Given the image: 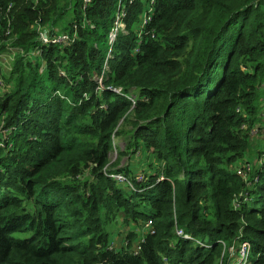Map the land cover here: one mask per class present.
Listing matches in <instances>:
<instances>
[{
    "label": "trees",
    "instance_id": "16d2710c",
    "mask_svg": "<svg viewBox=\"0 0 264 264\" xmlns=\"http://www.w3.org/2000/svg\"><path fill=\"white\" fill-rule=\"evenodd\" d=\"M131 1L111 47L119 0H0V55L12 41L29 54L41 31L75 39L20 53L9 75L0 59V138L13 131L0 148V264H222V242L238 238L264 264L262 156L253 207L234 208L264 128V0H156L144 29L151 0ZM116 137L155 161L131 189L107 177H130L111 163ZM111 224L138 231L111 250Z\"/></svg>",
    "mask_w": 264,
    "mask_h": 264
},
{
    "label": "built area",
    "instance_id": "2783aa9c",
    "mask_svg": "<svg viewBox=\"0 0 264 264\" xmlns=\"http://www.w3.org/2000/svg\"><path fill=\"white\" fill-rule=\"evenodd\" d=\"M40 0H32V2L34 3H38ZM136 0H132L130 3L133 4V2ZM92 2V0H84V7L86 8L90 3ZM156 3V0H151L148 9L145 11L143 18H142V29H144L145 27H147L151 21L153 20V15H154V5ZM148 6V5H147ZM12 9V6L9 7L8 12H10ZM129 15V10L126 4H124V0H119L118 6H117V11L115 14V20H114V25L109 33V44L111 47H113L114 43L116 42L117 38L119 35H126L127 34V24H126V19L128 18ZM0 26H1V20H0ZM91 28H95L94 25H90ZM11 33V31L9 30L6 35L8 36ZM40 43L41 46L40 47H36L34 48V50L32 52H30L29 54H24L23 51L20 48L14 47L13 46V41L9 42L7 45V50L0 55V59H1V63L4 67H12V64L14 62H16L17 60V56L21 53L25 56V60H27V58L32 57V56H37L39 54H41L42 50H44V48L49 47L50 45H68L69 43L75 41L74 38H72L70 35L68 34H61L58 36H50L48 33L41 31L40 33ZM112 49H110L109 52V58L112 57ZM108 67L106 65L105 70H107ZM99 84H100V88L102 87V79H99ZM2 85V89H3V83H1ZM3 91H5L3 89ZM114 92H116L117 94H122V90H113ZM128 98L130 100L133 101L134 105L136 104V98L132 97V96H128ZM264 116V115H263ZM264 120V119H263ZM263 129L257 128L254 129L252 132V139L255 136V132L258 133L259 135L262 134L264 136L263 133ZM10 131H6V134H9ZM6 142H8V140H4L2 138H0V148H4L6 147ZM11 146V145H10ZM256 166V165H255ZM264 166L263 160H260V168L262 169ZM258 167V166H256ZM255 171V172H254ZM259 171L258 169L254 170L253 165H247L245 167L239 168L238 169V176L241 177L244 181V183L246 184V191L242 192L238 197H236V199L234 200V208L236 210H240V208L243 209V207L245 206L244 203L248 201V196L249 193L251 192V188L253 186H257L260 182V176H259ZM107 177L115 180V181H119V182H127L129 185L131 184L130 181L128 179H126V177L124 175L121 174H117V173H110L107 174ZM163 179V178H161ZM148 231H150L153 229V222L149 221L148 224L146 225ZM178 236L182 237L183 239L186 240H192V236L185 234L183 231H177ZM145 240H142V243H144ZM224 246V251H223V257L224 255H228V263L227 264H252V257H251V252H252V248L251 245L246 242V241H242L241 239H236L233 243V245L231 246H227L226 243H223ZM205 248H210L207 245H202ZM141 243L137 246V249L134 252V255H138L141 252ZM112 249V248H110Z\"/></svg>",
    "mask_w": 264,
    "mask_h": 264
},
{
    "label": "rangeland",
    "instance_id": "374dc122",
    "mask_svg": "<svg viewBox=\"0 0 264 264\" xmlns=\"http://www.w3.org/2000/svg\"><path fill=\"white\" fill-rule=\"evenodd\" d=\"M12 69V67H3L2 68V73L9 75L10 70ZM3 89L5 91H8V88L5 86V84L3 83ZM262 91H264V88L262 89ZM261 106L263 107V104H261ZM13 131H10L9 134H6L3 136L4 140H9L10 137L12 136ZM264 133V130H263ZM252 152H253V156L247 157V159L252 163V165H257V161L259 160V156H262L261 159H264V136L262 134H258L255 132V136L252 139ZM125 140L124 139H120L118 137L115 138V150L111 155V163H119V169H125L128 168L130 170V177L128 178V180H133L136 179L137 182H143L145 180V176H144V171L152 168L153 164L155 163V161L151 160V157L148 155H143L142 152L137 153V155L135 154V156L131 155V154H127V152H125ZM120 152H123V155H119ZM264 163V161H263ZM133 185V184H132ZM129 189H131V184L129 185ZM257 191H258V187L257 186H253L251 188V192L249 193L248 196V201L244 203L245 206H249V207H253V203L255 202L256 196H257ZM240 210H243L242 208H240ZM112 228H113V240L111 242V246L110 248H112L111 250L114 249H122V245H125V238L127 236V234L131 231H138V229L136 228H131V227H123L121 224H111ZM228 255H222V264H223V258L227 257Z\"/></svg>",
    "mask_w": 264,
    "mask_h": 264
},
{
    "label": "crops",
    "instance_id": "0c3cea01",
    "mask_svg": "<svg viewBox=\"0 0 264 264\" xmlns=\"http://www.w3.org/2000/svg\"><path fill=\"white\" fill-rule=\"evenodd\" d=\"M264 102V99H262V103ZM123 246V245H122Z\"/></svg>",
    "mask_w": 264,
    "mask_h": 264
},
{
    "label": "bare ground",
    "instance_id": "6f19581e",
    "mask_svg": "<svg viewBox=\"0 0 264 264\" xmlns=\"http://www.w3.org/2000/svg\"><path fill=\"white\" fill-rule=\"evenodd\" d=\"M253 253V252H252Z\"/></svg>",
    "mask_w": 264,
    "mask_h": 264
}]
</instances>
